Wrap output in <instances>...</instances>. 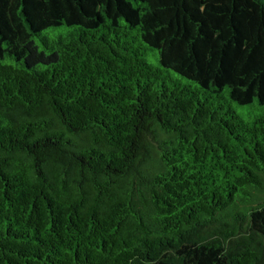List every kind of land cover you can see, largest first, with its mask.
I'll return each instance as SVG.
<instances>
[{"label": "trees", "instance_id": "obj_1", "mask_svg": "<svg viewBox=\"0 0 264 264\" xmlns=\"http://www.w3.org/2000/svg\"><path fill=\"white\" fill-rule=\"evenodd\" d=\"M0 264H264V0H0Z\"/></svg>", "mask_w": 264, "mask_h": 264}]
</instances>
